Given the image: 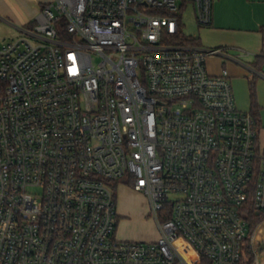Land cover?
<instances>
[{"label":"built area","instance_id":"obj_1","mask_svg":"<svg viewBox=\"0 0 264 264\" xmlns=\"http://www.w3.org/2000/svg\"><path fill=\"white\" fill-rule=\"evenodd\" d=\"M191 3L50 0L0 44V264H241L264 152L223 48L175 41ZM144 192L160 237L118 239L115 183Z\"/></svg>","mask_w":264,"mask_h":264},{"label":"crops","instance_id":"obj_2","mask_svg":"<svg viewBox=\"0 0 264 264\" xmlns=\"http://www.w3.org/2000/svg\"><path fill=\"white\" fill-rule=\"evenodd\" d=\"M244 4L248 7L247 14L232 11L235 7L244 8ZM33 6L40 12V5L34 3ZM213 13L212 24L208 27H202L200 30V43L197 46L202 47L201 41L205 40L210 45L207 47L223 48L224 54L211 56V59H208L209 71L218 74L224 68L229 70L238 107L244 111H251L252 109L250 87L251 82L254 81L257 102L260 111H263L264 61L259 57L264 54V0H216ZM24 21L25 27L32 24L29 20ZM254 57H257L256 62H253ZM259 142L264 152V128L260 131ZM115 189L120 190L115 236L127 241L141 238L131 231L132 222L127 217V215L134 214L135 211L138 212L135 209V198L140 196V192L121 181L115 184ZM142 212H146V210L143 209ZM151 238L152 241L157 240L159 233L154 231ZM252 238L254 251L252 264H264V249L258 251L259 246L264 242V220L257 225Z\"/></svg>","mask_w":264,"mask_h":264},{"label":"rangeland","instance_id":"obj_3","mask_svg":"<svg viewBox=\"0 0 264 264\" xmlns=\"http://www.w3.org/2000/svg\"><path fill=\"white\" fill-rule=\"evenodd\" d=\"M48 1L50 0H0V44L15 40L22 36H27L31 38L33 41H36L34 37L26 34L22 30L23 27H25L24 20L31 21L32 24L29 25V28L33 29V26L37 22V18L40 14V12L33 6V4L35 3L36 5L44 6V3ZM215 1L216 0H213V9H214ZM244 3H246V1H244ZM247 8L248 7L246 6V4H244V8L240 9L235 7V9H232V11H240L247 14L248 12ZM180 16H181L182 34L188 39L191 36L200 38L201 28L208 27V26L200 25L198 23L195 16L194 8L191 3H184V8L181 10ZM201 43L203 44L202 46L203 48H209L207 46H210L208 45V43H206L205 40L201 41ZM180 44L189 45L190 43L187 41H181ZM256 61H257V57H254L253 62ZM260 117H261V125L259 126V131H261V129L264 128V110L260 111ZM120 181L126 182L130 186V188L135 189L132 183L129 181V179L123 178ZM119 191H120L119 189L117 190L115 189L117 203L119 202L118 200L120 198ZM138 192H140V196H137V198H135L136 200L135 209L138 210V212L136 213L135 211L134 214L127 215V217L132 222L131 231L141 236V238L130 241L150 242L152 241L151 237L154 231L158 232L160 237L159 225L156 218L152 214L151 206L147 195L142 191H138ZM143 209L146 210V212H142ZM117 212H118V204H117ZM117 222H118V218H117ZM246 248L247 249L249 248L253 251L252 237L247 243Z\"/></svg>","mask_w":264,"mask_h":264},{"label":"trees","instance_id":"obj_4","mask_svg":"<svg viewBox=\"0 0 264 264\" xmlns=\"http://www.w3.org/2000/svg\"><path fill=\"white\" fill-rule=\"evenodd\" d=\"M175 41L177 43H181V41H187L189 42L191 45H199V38L197 37H193L191 36L189 39L186 38L185 36H183L182 31L180 29V32L178 33V35L175 36ZM262 61H264V54L261 55L259 57ZM251 98H252V109H251V113L254 116L258 127L261 125V117H260V108L257 102V92H256V85L255 82L252 81L251 82ZM246 213H247V219L249 221V225H250V235L253 234L255 228L257 227V225L264 220V213H260L258 211L255 210L254 206H253V191L250 192V195L248 197V201L246 204ZM250 239L247 240V243L249 242ZM247 243L244 247V253H243V259L241 264H252L253 260H254V251H252L251 249H247Z\"/></svg>","mask_w":264,"mask_h":264},{"label":"water","instance_id":"obj_5","mask_svg":"<svg viewBox=\"0 0 264 264\" xmlns=\"http://www.w3.org/2000/svg\"><path fill=\"white\" fill-rule=\"evenodd\" d=\"M264 249V242L259 246L258 251H262Z\"/></svg>","mask_w":264,"mask_h":264}]
</instances>
